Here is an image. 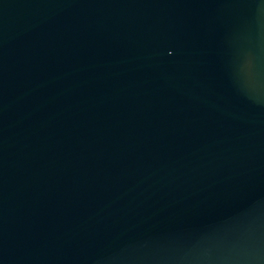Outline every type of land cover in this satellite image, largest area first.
I'll return each instance as SVG.
<instances>
[{
	"label": "water",
	"instance_id": "1",
	"mask_svg": "<svg viewBox=\"0 0 264 264\" xmlns=\"http://www.w3.org/2000/svg\"><path fill=\"white\" fill-rule=\"evenodd\" d=\"M0 264H264V0H0Z\"/></svg>",
	"mask_w": 264,
	"mask_h": 264
}]
</instances>
